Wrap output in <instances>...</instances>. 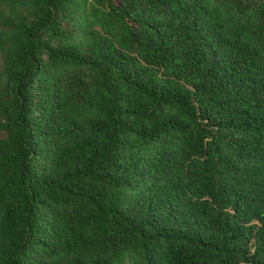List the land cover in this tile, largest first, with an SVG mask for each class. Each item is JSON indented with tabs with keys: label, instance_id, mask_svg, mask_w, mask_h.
I'll use <instances>...</instances> for the list:
<instances>
[{
	"label": "trees",
	"instance_id": "16d2710c",
	"mask_svg": "<svg viewBox=\"0 0 264 264\" xmlns=\"http://www.w3.org/2000/svg\"><path fill=\"white\" fill-rule=\"evenodd\" d=\"M0 264H264V0H0Z\"/></svg>",
	"mask_w": 264,
	"mask_h": 264
}]
</instances>
